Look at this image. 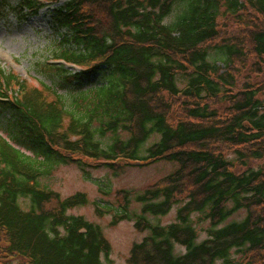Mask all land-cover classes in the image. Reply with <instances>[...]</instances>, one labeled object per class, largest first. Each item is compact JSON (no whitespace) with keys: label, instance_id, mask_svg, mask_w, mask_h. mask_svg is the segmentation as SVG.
Here are the masks:
<instances>
[{"label":"trees","instance_id":"16d2710c","mask_svg":"<svg viewBox=\"0 0 264 264\" xmlns=\"http://www.w3.org/2000/svg\"><path fill=\"white\" fill-rule=\"evenodd\" d=\"M59 2L53 57L81 71L39 67L70 92L0 67V264H105L102 228L68 214L87 206L85 194L62 199L41 180L69 164L117 173L163 161L180 167L142 193L117 192L115 207L95 206L110 226L148 232L127 262L264 264V172L248 168L264 159V82L239 81L249 60L263 73L264 0H21L15 10L25 20ZM174 209L175 222L157 221ZM195 215L210 226L205 240Z\"/></svg>","mask_w":264,"mask_h":264},{"label":"rangeland","instance_id":"374dc122","mask_svg":"<svg viewBox=\"0 0 264 264\" xmlns=\"http://www.w3.org/2000/svg\"><path fill=\"white\" fill-rule=\"evenodd\" d=\"M21 0H0V67L3 70H8L17 74L21 79L28 80V82L38 87L39 83H44L47 86L53 84L63 83L62 76L51 74L47 76L42 72L39 65L49 64L55 58V52L59 49L60 33L52 24L53 9L57 8L64 2L57 4H49L43 8L36 17L22 20L16 8L19 6ZM173 13L167 20L173 21L175 18ZM221 23L228 25V36L234 37L239 34L240 29L237 28L234 19L222 18ZM210 57L213 59H223L217 55V52L212 50ZM221 64V63H220ZM253 61L249 60L245 67L240 65L241 74L239 81L243 82L247 77H250L254 84L264 82V65L262 66V74H253L251 66ZM73 70L74 73L80 72L81 69L74 66H65ZM55 85V86H56ZM56 89L60 94L70 92V86L65 85L63 89ZM69 87V88H68ZM264 103V93L260 95ZM1 131V130H0ZM2 132V131H1ZM4 134V133H2ZM5 136V135H4ZM123 137H125L123 135ZM155 137L151 138L150 142L146 145L149 146L155 141ZM230 160H236L235 156L228 154ZM178 163L158 162L147 167H130L124 168L115 173L105 168H81L78 165H64L57 166L49 177H43L41 180V187H46L52 191L60 194L62 199L76 195L77 193L85 194L88 198V204L84 207H77L70 210L69 215L81 216L88 222H92L104 231L107 241L111 245V255L106 260L102 258L105 264H129L128 258L131 249L135 243L143 241L148 232L140 233L134 228V222L124 221L117 226H110L112 222V215H105L104 217H97L95 206L102 207H115L117 192L121 190L132 192L133 194L142 193L143 190L159 184L163 179L171 174H174L179 169ZM248 168L260 170L264 172V159L261 161L250 160ZM237 170L240 172L243 169L239 166ZM24 208L28 209L30 203L27 200H22ZM132 209L139 212L140 207L133 203ZM104 210V209H103ZM176 209L164 218L157 221L165 226L175 222ZM246 216L245 211L236 213L225 224L231 222H241ZM201 215L193 217V225L196 227L199 234V241L207 238V230L209 229L208 222L200 221ZM176 252L185 253V249L177 246ZM232 259L240 260V255L232 254ZM242 261V260H241ZM8 264H24L21 259L9 261ZM221 264V263H218Z\"/></svg>","mask_w":264,"mask_h":264}]
</instances>
